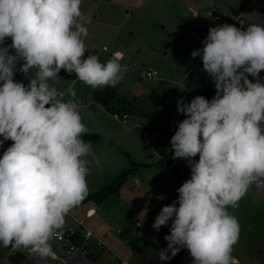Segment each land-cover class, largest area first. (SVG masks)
Masks as SVG:
<instances>
[{
    "label": "clouds",
    "instance_id": "1",
    "mask_svg": "<svg viewBox=\"0 0 264 264\" xmlns=\"http://www.w3.org/2000/svg\"><path fill=\"white\" fill-rule=\"evenodd\" d=\"M81 5L0 0V147L12 141L0 158V247L26 249L41 260L55 257L51 241L88 195L87 157L102 166L82 138L89 129L75 80L115 88L128 71L119 51L105 62L95 54L85 58L91 21ZM191 55L202 57L215 96L177 100L185 118L170 143L173 159L187 161L191 178L153 223L159 232L171 221L159 260L186 248L192 264H235L240 224L228 209L238 208L253 186L264 189V26L211 27ZM61 70L77 77L63 91L55 87ZM17 72L28 77L27 85L15 80Z\"/></svg>",
    "mask_w": 264,
    "mask_h": 264
},
{
    "label": "rangeland",
    "instance_id": "2",
    "mask_svg": "<svg viewBox=\"0 0 264 264\" xmlns=\"http://www.w3.org/2000/svg\"><path fill=\"white\" fill-rule=\"evenodd\" d=\"M215 2L221 5L218 9ZM263 6L264 0H82L85 19L91 21L86 25L89 35L85 38L88 49L85 58L95 54L105 62L117 51L123 54L121 63L127 65L128 71L120 84L112 88L124 96L120 95L124 103L118 107H132L126 122L116 120L104 106L94 110L79 97L83 94L92 101V93L105 87L87 86L75 80V73L69 75L61 70L58 74L61 79L55 82V87L61 91L75 80L76 99L88 133L109 139L107 144L90 141L102 166L97 167L92 156L87 157L90 174L86 198L110 186L122 173L129 175L119 191L101 204L85 198L70 212L72 217L67 215L65 225L71 224L73 216L86 218V210L94 207L98 214L86 221L87 226L107 233L118 245L122 244L125 250L118 254L129 264H192L186 248L170 261L159 260L160 252L167 248L164 237L170 234L171 221L159 232L153 228V223L162 207L176 200L170 196L173 184L180 181L183 184L191 176L187 174L190 170L187 161L173 159L172 146L158 164L149 160L151 155L155 156L151 151L156 143L154 135L167 123V110H177L178 99L191 101L195 96L215 93L214 83L203 71L202 57L191 55L203 47V41L193 34L208 35L209 28L225 23L238 28H246L249 24L264 26ZM209 11L221 12L223 24L210 17ZM241 21H244L243 26ZM149 70L157 71L158 75L154 79L143 77ZM260 77L264 79V71ZM15 78L25 85L29 82L28 77L19 72ZM249 79L253 78L249 76ZM69 98L64 97L65 100ZM172 161L182 162L183 166L171 170ZM160 195L166 199L157 200ZM228 210L238 218L241 233L233 257L240 264H264V189L253 186L238 208ZM137 219L143 225V233L139 236L134 227ZM118 230L124 233L121 235ZM154 242L162 244V250ZM18 253L24 257L20 264L51 261L50 258L41 260L26 249L14 254ZM12 255L7 248L0 247V264H15ZM123 260L115 259L114 264H122Z\"/></svg>",
    "mask_w": 264,
    "mask_h": 264
},
{
    "label": "crops",
    "instance_id": "3",
    "mask_svg": "<svg viewBox=\"0 0 264 264\" xmlns=\"http://www.w3.org/2000/svg\"><path fill=\"white\" fill-rule=\"evenodd\" d=\"M215 4H217L216 2H215ZM221 5H220V3H218L217 5H215V8L216 9H218L219 7H220ZM263 8H264V6H263ZM262 8V9H263ZM236 15H238V13H236V12H234ZM215 14L216 15H218L219 17H221V20L219 21L220 23H222V21H223V15H222V13L221 12H215ZM238 18H239V15H238ZM223 24V23H222ZM232 25H234V24H232ZM206 34V33H205ZM100 90H102V89H100ZM95 91H97V90H95ZM94 91V92H95ZM94 92L92 93V101H90L89 100V98H87L85 95H83V94H81V95H79V97H80V99L83 101V102H85L86 104H87V106H89V107H91L92 109H94V110H97L99 107H101V106H103V105H101V104H96L95 102H94V100H93V94H94ZM120 95L121 96H123L121 93H120ZM124 97V96H123ZM186 101V100H185ZM176 109H177V107H176ZM173 111L175 112V114L177 115V117L179 118V120H180V117L182 116V114H178L177 113V110L175 111L174 109H173ZM129 116H130V114H128ZM114 117V116H113ZM115 118V117H114ZM130 118V117H129ZM117 120V119H116ZM127 121V120H126ZM125 121V122H126ZM167 125H168V118H167V123H165V125H164V127H163V130L162 131H158V132H156L155 133V135H154V137H155V141H156V143L155 144H153V146L151 147V151H153V153L155 154V156L154 157H152V155H151V158L149 159V160H153V164L154 165H156V164H158L160 161H158V162H156V158H157V155H156V147H157V144H158V142L160 141V139L164 136V134H165V132H166V129H167ZM90 134V133H89ZM97 135H99V134H97ZM100 136V139L99 140H101L103 137L101 136V135H99ZM0 139H3L2 137H0ZM109 142V139H107V141H106V143L105 144H107ZM11 143H12V141H6L5 142V144L3 145V147H0V153H3L6 149H7V147H9L10 145H11ZM94 144H96V143H99V141H97V142H93ZM99 145V144H98ZM155 150V151H154ZM150 151V152H151ZM167 151H168V149H167ZM167 151H166V153H167ZM166 153H165V155H166ZM164 155V156H165ZM0 158H2V157H0ZM161 159V158H160ZM176 164V166L174 167V168H171L170 166H171V164ZM182 167L183 166V163L182 162H176V161H172L171 163H170V165H169V169H171V170H174V169H176V168H178V167ZM187 174H188V176L190 175L191 176V171L189 170L188 172H187ZM183 176H180V178L181 179H183L182 178ZM166 184V186H168V184H167V182L165 183ZM182 185V181H180L179 183H175V184H173V186L171 187V188H173L172 189V195H170V196H172L174 199H176L177 200V198H178V192L176 191L180 186ZM177 207H179V204H177ZM77 208H75V210H76ZM93 211H94V214H93ZM91 213V216L92 217H88L87 216V214L88 213ZM98 214V211H97V209L96 208H94V207H90L89 209H87L86 210V212H85V215H86V218L85 217H81V218H77L76 216H73V221L71 222V224H69V225H64V227H69V226H72L73 224H74V222H75V220H79V221H85V224H86V227L90 230V231H92V232H94L105 244H106V247L105 248H98L96 245H94V243L92 242L91 243V254H90V256H88V257H84V256H82L81 254H75V255H73V256H66V254H65V252H64V250L61 248V247H59V246H56V245H54L52 242H51V244H52V247H53V251H54V253H55V256H57V258H50L51 259V261H39L37 264H114V263H116L117 261H115V259H119V260H123L120 256H119V254H118V252L119 251H121V250H125V248L123 247V245L122 244H120V245H118V242L117 241H114L111 237H108V234L107 233H100L98 230H92V229H90L88 226H87V220L88 219H92L93 217H95L96 215ZM69 216H71L72 217V215L69 213L68 214ZM70 217V218H71ZM72 220V219H71ZM139 222H141V221H139L138 219H137V221H136V224H138ZM142 224H141V226L140 227H138V226H134L135 227V229L137 230V234H138V236L140 235V231H141V229H142ZM138 227V228H137ZM118 233H120L121 235L124 233V231H122V230H118L117 231ZM141 233H143V231H141ZM241 234V233H240ZM239 238H240V235H239ZM109 242H108V241ZM131 244L133 245L134 244V242L133 241H131ZM154 244H155V246L156 247H158L159 248V250H162V244H159L158 242H154ZM18 252V251H17ZM23 255V254H22ZM25 256V255H24ZM111 257H114L113 258V260L111 261V260H109V261H106L105 259L106 258H111ZM116 257V258H115ZM129 258H131V257H129ZM235 258V257H234ZM192 259L193 258H191V262H192ZM124 262V264H129L128 263V261L126 260H123ZM31 262V264H35V263H33L32 261H30ZM122 263V264H123ZM235 264H240V262L238 261V259H236L235 258Z\"/></svg>",
    "mask_w": 264,
    "mask_h": 264
},
{
    "label": "built area",
    "instance_id": "4",
    "mask_svg": "<svg viewBox=\"0 0 264 264\" xmlns=\"http://www.w3.org/2000/svg\"><path fill=\"white\" fill-rule=\"evenodd\" d=\"M208 15L213 17L216 21H220L221 17L215 14L213 11H209ZM7 44H11V39L8 38ZM158 75L155 70H149L146 75L149 79H154ZM213 99V98H212ZM115 119L125 122L129 119V115L126 114L123 117L119 113L113 115ZM3 153H0L2 157ZM176 164H171V168H174ZM88 217H92L91 213L87 214ZM138 227L141 226L140 223L137 224ZM91 233V235H88ZM141 233V231L139 232ZM142 234V233H141ZM54 245L61 247L66 256H73L75 254H81L84 257H88L91 254V243L93 242L98 248H105L106 244L92 231H90L85 224V221L75 220L74 224L69 227H63L59 230L57 236L51 241ZM54 258H57L55 256Z\"/></svg>",
    "mask_w": 264,
    "mask_h": 264
},
{
    "label": "trees",
    "instance_id": "5",
    "mask_svg": "<svg viewBox=\"0 0 264 264\" xmlns=\"http://www.w3.org/2000/svg\"><path fill=\"white\" fill-rule=\"evenodd\" d=\"M15 80L17 81V78H15ZM214 94H215L214 92H211L209 94H205L202 96L211 100L212 98H214ZM93 100L96 104L103 105L109 112L113 113V115L115 113H119L123 117L126 114H130L132 111V107L130 106L127 107L124 106L123 108L118 107V105L124 103V100L123 98H121L118 92L114 90L112 87H105L102 90L95 91L93 94ZM185 102H190V101H185ZM184 118L185 116L182 115L180 117V121H182ZM82 138L85 141L97 142L100 139V136L97 134L86 133L83 135ZM195 159L198 161L199 156H197ZM128 175H129L128 172L122 173L110 186L104 187L97 193L90 195L88 198H86V201L89 200L101 204L108 196L119 191V189L127 181ZM23 258L24 257L19 255V253L12 255V260L13 262H15V264H20Z\"/></svg>",
    "mask_w": 264,
    "mask_h": 264
},
{
    "label": "water",
    "instance_id": "6",
    "mask_svg": "<svg viewBox=\"0 0 264 264\" xmlns=\"http://www.w3.org/2000/svg\"><path fill=\"white\" fill-rule=\"evenodd\" d=\"M193 35L199 41H204V39L207 37V35L205 33H202V34L194 33ZM167 117H168V125H167L166 132H165L164 136L160 139V141L158 142L157 147H156V155H157L156 162H158L160 158H163L167 149H169L171 147V143H170L171 137L177 131L178 121H180L173 110H167ZM106 141H107V139L102 138L101 140H99V143L105 144ZM7 249L12 254H14L18 251V250L11 249V246Z\"/></svg>",
    "mask_w": 264,
    "mask_h": 264
},
{
    "label": "bare ground",
    "instance_id": "7",
    "mask_svg": "<svg viewBox=\"0 0 264 264\" xmlns=\"http://www.w3.org/2000/svg\"><path fill=\"white\" fill-rule=\"evenodd\" d=\"M93 214H94V211H93Z\"/></svg>",
    "mask_w": 264,
    "mask_h": 264
}]
</instances>
